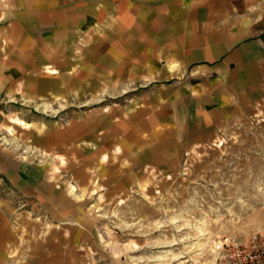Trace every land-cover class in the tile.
I'll use <instances>...</instances> for the list:
<instances>
[{"label":"crops","instance_id":"obj_1","mask_svg":"<svg viewBox=\"0 0 264 264\" xmlns=\"http://www.w3.org/2000/svg\"><path fill=\"white\" fill-rule=\"evenodd\" d=\"M0 71L14 96L69 113L36 124L43 163L0 151V264H85L91 209L177 193L185 160L207 177L239 136L241 160H255L264 0H0ZM63 169L73 184L55 182ZM18 197L47 225L15 222Z\"/></svg>","mask_w":264,"mask_h":264},{"label":"rangeland","instance_id":"obj_2","mask_svg":"<svg viewBox=\"0 0 264 264\" xmlns=\"http://www.w3.org/2000/svg\"><path fill=\"white\" fill-rule=\"evenodd\" d=\"M10 90L0 81V151L43 163L35 158L36 124L67 122L68 107L54 110L51 102H26ZM250 126L255 143L247 148L255 160H241L247 152L239 155L245 148L239 136L235 159L220 160L207 177H195L190 170L197 163L185 160L177 193L132 192L91 209L94 251L85 264H222L226 244L242 243L250 232L264 234L255 223L258 208H264V106L250 118ZM60 175L57 184H73L70 171L63 169ZM11 203L15 222L24 213L47 225L46 213L34 210L24 198Z\"/></svg>","mask_w":264,"mask_h":264},{"label":"built area","instance_id":"obj_3","mask_svg":"<svg viewBox=\"0 0 264 264\" xmlns=\"http://www.w3.org/2000/svg\"><path fill=\"white\" fill-rule=\"evenodd\" d=\"M246 237L225 245L222 264H264V234L250 232Z\"/></svg>","mask_w":264,"mask_h":264}]
</instances>
